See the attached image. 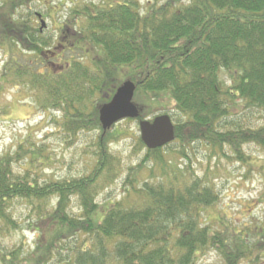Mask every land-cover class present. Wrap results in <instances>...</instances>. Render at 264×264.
Here are the masks:
<instances>
[{"label": "trees", "instance_id": "trees-1", "mask_svg": "<svg viewBox=\"0 0 264 264\" xmlns=\"http://www.w3.org/2000/svg\"><path fill=\"white\" fill-rule=\"evenodd\" d=\"M34 1L0 0V92L26 89L48 112L53 132L71 142L80 131L97 134L91 166L79 176L39 180L34 170L50 157L31 132L0 154V234L22 230L16 202L26 205L33 233L30 247L21 241L0 249V264H196L208 249L224 264H259L264 217L247 226L250 240L231 223L214 229L205 209L219 200L209 177L212 158L237 161L264 180V165L255 166L244 151L246 144L264 151V124L230 119L236 105L240 112L264 111V0H148L144 11L138 0L76 4L55 35L44 33V14L29 7ZM73 49L82 55L61 60ZM119 75L135 85L137 120L160 113L166 93L179 118L174 141L161 148L147 149L136 136L144 153L123 180L134 199L99 203V193L122 174L110 143L128 133L114 125L103 131L98 119L100 105L122 82ZM202 145L207 164L198 175L191 163ZM165 148L173 160L164 157ZM142 169L153 181L132 186L129 176Z\"/></svg>", "mask_w": 264, "mask_h": 264}, {"label": "rangeland", "instance_id": "rangeland-1", "mask_svg": "<svg viewBox=\"0 0 264 264\" xmlns=\"http://www.w3.org/2000/svg\"><path fill=\"white\" fill-rule=\"evenodd\" d=\"M103 1L105 0H35L29 7L33 11L37 10L44 14L47 24L44 33H54L55 35L57 33V26L66 20L73 6L91 2L101 3ZM147 1L138 0L142 7L141 11H144ZM181 1L185 2L186 0ZM47 6L53 7L50 9V12L47 11ZM36 23H38L37 20ZM69 53L77 54V56L82 55L80 50L73 49L72 51L61 53V60L65 59ZM28 57L29 55L26 56V58ZM54 61L56 62V60ZM219 76L226 83H230L229 76L225 71L221 70ZM122 79L123 76L121 75L117 77L118 81H122ZM162 96H166L167 98H163L162 102H158L157 105L161 108L159 111H164L162 107H171L167 112L171 115L172 120L176 122L179 117L175 109H172L173 99L169 93L162 94ZM135 101L136 94L133 96V102L136 104ZM235 103L239 105L243 104L239 99ZM237 106L231 107L232 114L230 119L240 122L241 126L257 127L264 124L263 110L245 109L240 112ZM2 108L5 112L1 111ZM113 127L124 128L128 133L119 140L110 143L111 152L120 160L122 174L99 193L97 197L99 203L116 198L128 199L130 201L134 199L128 194V191H131V185L127 184L126 187L123 186V180L127 174L128 167L136 165L144 153V150L138 151L135 144V138L139 135L136 120H120ZM53 130L54 125L51 123L48 112H44L36 107L26 89L7 86L0 92V154L9 148L14 149L15 142L28 132H31L35 136V139L41 142L50 157L49 162L34 170L39 180L74 177L87 172L91 166L88 160L94 148L93 137L97 132L80 131L77 134L76 140L71 142L69 137L64 134H55ZM172 147L175 146L173 145ZM244 151L252 156L250 162L256 163L255 166L259 164L264 165V161L262 160L264 158V151L259 147L253 144H246ZM162 152L164 153V157L173 160V156L168 149L165 148ZM194 152L191 166L198 175H202L203 169L206 168L207 164L208 150L202 145L196 146ZM209 164L211 168L215 169V171L213 169L209 177L219 193L218 202L214 206L205 209V213L209 216V219L211 218L214 221L209 225L214 229L222 230L223 224L231 223L237 227L238 231H245L247 226L253 227L256 222L262 220L264 217V200H261V196L264 193L262 173L254 170L248 171L247 166L237 161H229L225 157H220L218 160L212 158ZM14 168L22 171L19 167L15 166ZM158 176L159 173L157 172L154 179ZM129 180L132 186L136 187L142 186L143 181H153V179L148 177V171L145 169H142L138 175L136 173V176H129ZM25 206L21 202L14 204L15 215H19L23 221L21 225L22 230L1 233L0 249L18 245L21 241H25L27 246H31L33 233L27 229ZM71 209L73 212L77 211L74 200ZM98 213L101 217L103 210H99ZM94 217L96 218L97 216L94 215ZM219 217H221L222 223L216 222L215 219ZM245 233L250 240L255 238L248 231H245ZM255 252L256 248L253 255ZM258 255H260L258 258L259 264H264V253H259ZM196 264L224 263L216 250L208 249L200 254ZM240 264H247V261L243 260Z\"/></svg>", "mask_w": 264, "mask_h": 264}, {"label": "water", "instance_id": "water-1", "mask_svg": "<svg viewBox=\"0 0 264 264\" xmlns=\"http://www.w3.org/2000/svg\"><path fill=\"white\" fill-rule=\"evenodd\" d=\"M45 21L41 20V26ZM135 85L130 80H124L117 86L109 101L98 109V119L104 131L112 124L125 118H137L139 110L132 102ZM140 139L146 148L162 147L174 139V125L169 114L162 113L151 119L138 121Z\"/></svg>", "mask_w": 264, "mask_h": 264}]
</instances>
